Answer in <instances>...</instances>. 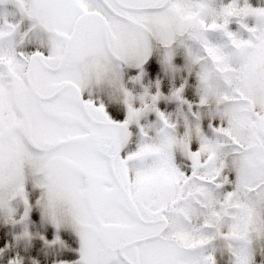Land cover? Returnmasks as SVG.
<instances>
[{"label": "snow or ice", "instance_id": "6c2138e0", "mask_svg": "<svg viewBox=\"0 0 264 264\" xmlns=\"http://www.w3.org/2000/svg\"><path fill=\"white\" fill-rule=\"evenodd\" d=\"M0 264H264V0H0Z\"/></svg>", "mask_w": 264, "mask_h": 264}]
</instances>
